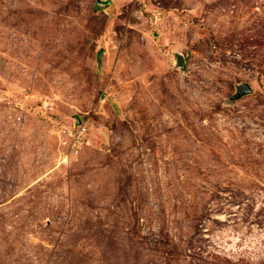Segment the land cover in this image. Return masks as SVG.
Segmentation results:
<instances>
[{
  "label": "rangeland",
  "instance_id": "obj_1",
  "mask_svg": "<svg viewBox=\"0 0 264 264\" xmlns=\"http://www.w3.org/2000/svg\"><path fill=\"white\" fill-rule=\"evenodd\" d=\"M0 264H264V0H0Z\"/></svg>",
  "mask_w": 264,
  "mask_h": 264
},
{
  "label": "built area",
  "instance_id": "obj_2",
  "mask_svg": "<svg viewBox=\"0 0 264 264\" xmlns=\"http://www.w3.org/2000/svg\"><path fill=\"white\" fill-rule=\"evenodd\" d=\"M62 134L61 141L64 144H67V151L64 153L63 161L68 162L69 158L74 153H78L82 146L87 143L88 137V125L86 121H82L78 126L67 130L65 125H62ZM66 133V134H65ZM63 137L68 138V140L63 139Z\"/></svg>",
  "mask_w": 264,
  "mask_h": 264
},
{
  "label": "water",
  "instance_id": "obj_3",
  "mask_svg": "<svg viewBox=\"0 0 264 264\" xmlns=\"http://www.w3.org/2000/svg\"><path fill=\"white\" fill-rule=\"evenodd\" d=\"M177 59H178V63L180 65H182L183 67L186 66L185 60H184V57L182 54H178ZM252 91H253L252 86L248 82H244V83H241L237 86L235 96L237 98H240L246 94L251 93ZM81 122H82V120L78 119L76 126H78Z\"/></svg>",
  "mask_w": 264,
  "mask_h": 264
}]
</instances>
